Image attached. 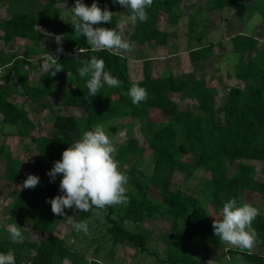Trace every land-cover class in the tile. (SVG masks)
<instances>
[{
  "label": "trees",
  "instance_id": "16d2710c",
  "mask_svg": "<svg viewBox=\"0 0 264 264\" xmlns=\"http://www.w3.org/2000/svg\"><path fill=\"white\" fill-rule=\"evenodd\" d=\"M17 5L27 9L17 11L11 16L0 19V39L8 44L16 38L26 43L22 57L13 54L12 78L15 79L20 96L33 102H41L44 97L55 95L60 91V105L81 109L84 114L56 113L52 115L53 133L36 135L33 131L37 124L25 106L10 99L9 79L2 75L0 79V115L2 122L17 128L18 134L30 139L36 150L34 170L41 174L39 184L34 189L19 190L9 207L11 215L22 219L29 218L32 229L39 237L24 240L20 246H11L9 239L0 240V248L12 251L18 259L33 258L34 264H61L70 261L80 264L81 255L72 250L66 239L59 237L55 230L67 220L74 209H65V217L56 216L46 201L61 195L54 182L45 178L51 162L60 160L61 153L81 138L82 133L92 130L99 123L114 118H129V127L135 120L143 123L140 129L148 147L156 152V159L149 176V186L141 188L128 199L127 207L120 219L141 223L147 219H170L169 231L165 234L167 252L164 259L170 264H211L212 258L197 259L196 250L204 245L214 244L220 239L214 235L213 221L201 207L197 196L182 189L172 188L176 171L187 180L199 170L208 173L201 188L202 195L210 197L211 202L222 209L223 203L236 198L238 204L247 203L258 208V201L248 199L250 194H259L264 199V177H256V167L244 160L264 162V44L252 34L239 33L232 38L237 60L234 78L242 85H231L224 98L222 117L217 114V95L205 78L197 77L194 71L181 73H161L155 75L151 58L142 60V76L135 78L130 72L128 58L115 50L92 51L84 37L74 33L73 25L59 18L60 3L75 0H13ZM89 3L94 0H81ZM185 0H153L147 10V22H134L131 31L122 27V35L140 46H166L169 30L159 26L161 15L168 25H177L184 16L181 7ZM1 2V0H0ZM101 8L113 13L112 23H102L104 28H116L120 23L119 5L112 0H95ZM229 9L239 18L261 15L264 21V0L249 2L246 0H205L193 14L203 17L212 12L222 13ZM190 16V15H189ZM41 26V28H39ZM44 28V29H42ZM46 29L61 39L54 40L53 48L43 45ZM188 40L193 39L194 22L188 23ZM202 35L196 37L197 44L189 47L192 61L203 60L213 54L215 45L210 41L203 43ZM63 51L57 53V48ZM86 49L79 53L78 49ZM50 49L63 65L64 71L51 76L40 71L36 84L29 83V72L23 60H32L38 56L45 61ZM49 50V51H48ZM96 56L103 59L105 71L121 81V86L109 88L104 85L94 97H87L86 79L78 74L81 66L77 59ZM138 84L147 90L148 98L134 105L125 93ZM71 86H73L71 88ZM177 94L182 101L191 100L196 107L181 109L173 98ZM87 97V98H86ZM48 105L47 101L43 102ZM144 150L135 137L118 146L114 157L119 161L127 156L136 155ZM0 158L5 160L3 178L9 182L22 184L26 179L24 161L14 157L2 143ZM236 163L237 169L231 171L230 164ZM133 172V171H130ZM158 190L155 199L149 192L150 186ZM93 207L92 209H94ZM108 209L107 230L114 242L130 243L140 251H147V236L132 232L115 217V209ZM89 212L78 211L76 221L85 220ZM180 220H186L188 229L183 230ZM252 227L257 232L255 247L264 248V214L260 213ZM239 253L249 262L264 264L257 254L248 251L230 250ZM94 259L89 264H97ZM100 262V261H99ZM100 264H104L100 262Z\"/></svg>",
  "mask_w": 264,
  "mask_h": 264
},
{
  "label": "rangeland",
  "instance_id": "374dc122",
  "mask_svg": "<svg viewBox=\"0 0 264 264\" xmlns=\"http://www.w3.org/2000/svg\"><path fill=\"white\" fill-rule=\"evenodd\" d=\"M205 0H185L183 6L184 16L181 18L177 25H168L164 20V16L161 15L159 20V26L161 28H167L170 36L166 46L151 47L149 44L140 46L139 44L129 40L127 36L125 39L132 44V50L130 52H123L128 58V65L133 77L141 78L142 76V60L144 58H152L153 72L155 75L161 73H181L184 71H194L197 77L205 78L210 86L217 90V114L221 119L222 109L225 95L228 88L231 85H242L241 82L234 78V68L237 60V54L234 51L233 36L239 33L252 34L260 40V43L264 44V21L259 14H254L251 17L239 18L235 16L229 9L220 12H212L202 16L193 14V11L199 7ZM254 2L255 0H246ZM87 6H91L93 3L83 2ZM75 2H64L58 5L59 18L64 22L71 24L72 11L71 8ZM119 5V4H115ZM120 6V5H119ZM118 13V17L121 21V17L128 14V11L122 6ZM24 5H17L13 0H1L0 2V19L3 20L17 11L26 10ZM190 15V16H189ZM194 22L193 39L191 42L188 40V23ZM134 22H127L123 25L124 30L131 31ZM94 27H103L102 24L95 25ZM41 28V26L39 27ZM44 29V28H42ZM202 35L203 43L214 42L215 45L212 48L213 54L200 61H192L190 59L189 47L197 44L196 37ZM59 36H54L50 30L46 29V34L43 39V45L53 48L54 40L59 41ZM25 41L20 38H16L9 42L4 43L0 39V67L2 68L3 75L9 79V90L12 95L11 100L16 101L20 106H25L32 114L33 120L36 122L37 127L33 131L36 135H50L54 129L52 126V115L56 113L72 114L75 116H81L84 112L79 108L63 107L60 105V99L62 93L58 91L57 94L44 97L41 102H33L19 95L18 87L12 73H14L13 63L4 67L3 64L9 63L13 59L14 53L23 55V49L25 47ZM53 49H50L49 54L53 55ZM120 52L119 50H115ZM122 53V52H120ZM48 57V55H47ZM47 58H45L46 60ZM25 61L28 66L29 79L32 83L36 84L38 75L42 71V65L45 61L40 62L38 56H34L32 62ZM25 64V63H24ZM42 64V65H41ZM39 65V67H37ZM12 71V73H10ZM73 86H71L72 88ZM173 98L178 101L181 109L188 107H196V103L191 100H180L177 94L173 95ZM47 101L49 106L43 104ZM51 105V106H50ZM131 119L129 118H114L108 121L99 123L105 132L112 140L116 151L118 146L127 143L130 137H135L139 141V145L144 147V150L136 155L127 156L124 160L119 161L120 170L128 176L127 197H129L138 191L136 183L141 186H149V176L153 169V164L156 159V152L148 147V144L140 132L143 128L141 121L135 120L133 127H129ZM4 144L8 150L12 152V155L25 162V175L32 174L41 178V174L34 170L36 150L30 139L21 136L17 132V128L2 122L0 115V145ZM115 154V153H114ZM248 163H253L256 167V177L262 179L264 177V162L255 160H244ZM54 162H51L47 172L53 167ZM5 160L0 158V240L9 239L11 246H20L21 243L26 240H31L39 237L37 232L32 229L31 220L29 218L22 219L10 214L9 207L14 199L15 194L20 190V183L9 182L3 178ZM229 169L235 171L237 169L236 163L230 164ZM133 171V172H130ZM46 172V173H47ZM45 173V178L49 179V176ZM208 173L204 170H199L191 178L184 180L183 174L176 171L174 174L172 188L182 189L188 193H191L199 199L201 207L205 210L209 218L214 219L221 218L222 209L217 208L212 202L209 196L202 195L201 188L205 182ZM61 176L57 175L54 183L59 188ZM149 192L155 199L159 198L158 190L154 186H150ZM250 200H257L259 203V213L264 214V199L261 200L259 194H250L248 196ZM128 204V203H127ZM127 204L113 205L115 209L113 217L118 219L126 229L132 232H138L147 236V251H140L130 243L121 244L114 242L112 236L107 230L108 223L106 216L108 213L107 208L97 209L94 208L83 220L88 224V233L76 232L71 227L69 220L59 224L55 233L62 238L66 239L68 246L75 252L81 255L80 264H89L94 259L104 264H170L165 262L167 252V243L165 234L170 228V219H147L141 223H134L125 218L120 219L123 215ZM78 210H73L69 217H72L76 221L75 215ZM16 223L21 227L23 234L22 242H13L9 236L7 228L10 224ZM179 224L183 230H187L186 220H180ZM238 248L227 245L222 241H218L214 244L204 245L196 250L197 259H209L212 258L211 264H257L249 262L244 256L239 253H231L230 250H237ZM252 254H257L259 260L264 262V248L253 247L250 251ZM61 264H71L70 261H63ZM182 264V263H179Z\"/></svg>",
  "mask_w": 264,
  "mask_h": 264
},
{
  "label": "clouds",
  "instance_id": "9594fccd",
  "mask_svg": "<svg viewBox=\"0 0 264 264\" xmlns=\"http://www.w3.org/2000/svg\"><path fill=\"white\" fill-rule=\"evenodd\" d=\"M112 3L122 6L128 14L121 17V22L116 28H104L94 26L112 23L113 13L110 10L101 9L95 0L91 6L85 5L81 0H75L71 8L74 33L78 37H84L92 51L130 52L132 44L123 37L122 27L129 21L147 22L149 16L146 9L152 6L153 0H112ZM62 51V48H57V53ZM86 51L78 49L79 53ZM77 59L81 65L77 70L79 76L87 78V97L96 96L104 85L109 88L121 86L119 79L105 71L103 59L96 56ZM43 71L55 76L64 71V68L57 57L48 54ZM125 94L131 98L134 105L148 98L147 90L138 84H133ZM115 152L112 140L99 124L92 130L84 131L80 139L63 150L60 160L54 162L53 167L46 173L50 183L55 181L57 175L61 176L59 191L62 194L46 201L51 206V212L56 216L65 217V209L89 212L93 207L102 209L127 204L128 176L120 170L119 163L114 158ZM39 182L38 176L28 174L19 187L20 190L34 189ZM259 214L258 208L247 203L238 204L236 198H230L223 203L221 218L213 221L214 235L227 245L241 251H250L257 244V232L252 225ZM67 218L74 231L88 233V224L85 221L77 222L72 217ZM7 231L13 242H22L21 227L16 223L10 224ZM0 264H15L14 253H0Z\"/></svg>",
  "mask_w": 264,
  "mask_h": 264
},
{
  "label": "built area",
  "instance_id": "2783aa9c",
  "mask_svg": "<svg viewBox=\"0 0 264 264\" xmlns=\"http://www.w3.org/2000/svg\"><path fill=\"white\" fill-rule=\"evenodd\" d=\"M3 73H2V69L0 68V79L2 77ZM9 251H5L3 249L0 248V253H8ZM12 252V251H11ZM15 264H34L33 258H26V259H18L15 256Z\"/></svg>",
  "mask_w": 264,
  "mask_h": 264
},
{
  "label": "crops",
  "instance_id": "0c3cea01",
  "mask_svg": "<svg viewBox=\"0 0 264 264\" xmlns=\"http://www.w3.org/2000/svg\"><path fill=\"white\" fill-rule=\"evenodd\" d=\"M183 6H184V2H182V4H181V7H182V9H183ZM26 44V43H25ZM151 46V45H150ZM151 47H153V46H151ZM159 46H157L156 48H158ZM20 56H21V54H19ZM22 57V56H21ZM152 59V58H151ZM28 61H30V62H32V60H28ZM12 63V60L9 62V63H7V64H3L4 65V67H7L8 65H10ZM25 63V64H24ZM24 63H22V64H24L25 65V67H26V69L27 68H32V67H30V66H28V64L26 63V62H24ZM37 67H39V65H37ZM1 68V67H0ZM2 69V68H1ZM4 76V75H3ZM38 80V79H37ZM29 83L31 84V85H33L34 83H32L31 81H30V79H29ZM12 101H14V100H12ZM14 102H16V101H14ZM17 103V102H16ZM46 106H49V104L48 105H46ZM51 106V105H50ZM258 206H259V203H258Z\"/></svg>",
  "mask_w": 264,
  "mask_h": 264
}]
</instances>
